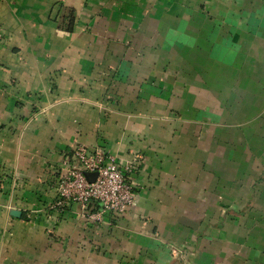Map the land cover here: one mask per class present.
I'll return each mask as SVG.
<instances>
[{
  "label": "crops",
  "instance_id": "0c3cea01",
  "mask_svg": "<svg viewBox=\"0 0 264 264\" xmlns=\"http://www.w3.org/2000/svg\"><path fill=\"white\" fill-rule=\"evenodd\" d=\"M79 145L127 212L48 208ZM0 264H264V0H0Z\"/></svg>",
  "mask_w": 264,
  "mask_h": 264
},
{
  "label": "built area",
  "instance_id": "2783aa9c",
  "mask_svg": "<svg viewBox=\"0 0 264 264\" xmlns=\"http://www.w3.org/2000/svg\"><path fill=\"white\" fill-rule=\"evenodd\" d=\"M133 171V162L123 163L110 153L79 145L61 164L56 199L48 208L78 203L87 219L121 215L137 200ZM86 172H96L97 176L90 181ZM96 203L102 205V210L93 213L90 206Z\"/></svg>",
  "mask_w": 264,
  "mask_h": 264
},
{
  "label": "water",
  "instance_id": "95a60500",
  "mask_svg": "<svg viewBox=\"0 0 264 264\" xmlns=\"http://www.w3.org/2000/svg\"><path fill=\"white\" fill-rule=\"evenodd\" d=\"M86 175H87V177H88V179H89L90 181H93V180L96 178L97 173H96V172H86ZM12 214H13L14 216H18V217H20L21 214H22V212H21L20 210H14V211H12Z\"/></svg>",
  "mask_w": 264,
  "mask_h": 264
}]
</instances>
